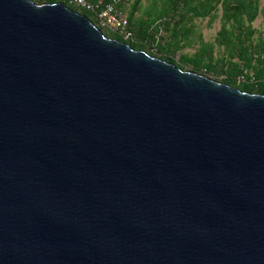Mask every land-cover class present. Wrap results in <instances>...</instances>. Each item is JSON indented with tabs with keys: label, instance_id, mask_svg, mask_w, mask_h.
Here are the masks:
<instances>
[{
	"label": "water",
	"instance_id": "1",
	"mask_svg": "<svg viewBox=\"0 0 264 264\" xmlns=\"http://www.w3.org/2000/svg\"><path fill=\"white\" fill-rule=\"evenodd\" d=\"M0 264H264V93L0 0Z\"/></svg>",
	"mask_w": 264,
	"mask_h": 264
},
{
	"label": "rangeland",
	"instance_id": "2",
	"mask_svg": "<svg viewBox=\"0 0 264 264\" xmlns=\"http://www.w3.org/2000/svg\"><path fill=\"white\" fill-rule=\"evenodd\" d=\"M127 14L138 39L155 35L145 51L182 70L241 90L264 75V0H131Z\"/></svg>",
	"mask_w": 264,
	"mask_h": 264
},
{
	"label": "built area",
	"instance_id": "3",
	"mask_svg": "<svg viewBox=\"0 0 264 264\" xmlns=\"http://www.w3.org/2000/svg\"><path fill=\"white\" fill-rule=\"evenodd\" d=\"M74 4L77 7L85 9L94 14L97 26L102 30L109 29L125 40L133 39V31L129 25L127 10L131 4V0H62ZM244 78V76H242ZM260 83L264 84V75L260 79Z\"/></svg>",
	"mask_w": 264,
	"mask_h": 264
},
{
	"label": "trees",
	"instance_id": "4",
	"mask_svg": "<svg viewBox=\"0 0 264 264\" xmlns=\"http://www.w3.org/2000/svg\"><path fill=\"white\" fill-rule=\"evenodd\" d=\"M90 1H97V0H90ZM105 1H108V0H105ZM41 2L44 3V2H63V1L62 0H41ZM64 3L67 4L68 6H70L71 8H73V9H75L77 11H80L81 13L87 14L93 22H96L95 17H94V14L92 12H89V11H87L85 9L80 8V7H79V9H77L76 8V5L70 4V3L65 2V1H64ZM128 19H129L130 28L133 31V39L125 40L121 35H119L118 33L114 32L112 30H110L111 31L110 34H108V33L105 32L107 29L106 30H103L104 33L106 35H108V36H114V37H116V39H119L121 41H125V42L129 43L135 49L147 50L148 51V48H147L148 47L147 46L148 45V42H147V40L150 39L151 42L154 41L155 35L149 33L148 37H143L144 40L138 39L136 37L137 34H136V32H135L132 24H131L130 18L128 17ZM162 22L164 23V19L160 18L159 25H162ZM148 52L153 53L150 50ZM224 81L227 84L234 85V80H233L232 77H227ZM242 90L250 91V92H256V93H264V84H262V83H258V84H256V83H251V84L250 83H247L246 84L245 83L244 87H242Z\"/></svg>",
	"mask_w": 264,
	"mask_h": 264
}]
</instances>
